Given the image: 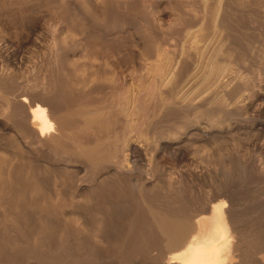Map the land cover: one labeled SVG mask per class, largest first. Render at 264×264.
<instances>
[{"label": "rangeland", "instance_id": "rangeland-1", "mask_svg": "<svg viewBox=\"0 0 264 264\" xmlns=\"http://www.w3.org/2000/svg\"><path fill=\"white\" fill-rule=\"evenodd\" d=\"M219 200L264 264V0H0V264H163Z\"/></svg>", "mask_w": 264, "mask_h": 264}, {"label": "bare ground", "instance_id": "bare-ground-1", "mask_svg": "<svg viewBox=\"0 0 264 264\" xmlns=\"http://www.w3.org/2000/svg\"><path fill=\"white\" fill-rule=\"evenodd\" d=\"M34 107V108H33ZM31 107V109H29L30 111V115H31V121H33L39 132L42 134L44 132H46L50 127L51 124L47 118L46 112L45 110L41 107H39L38 105ZM234 162V161H233ZM234 165V164H233ZM135 170V169H134ZM215 171V170H214ZM115 181V180H114ZM131 181V180H130ZM114 185V184H113ZM120 186V185H119ZM118 186V187H119ZM163 186V185H162ZM110 188V187H109ZM162 188V187H161ZM134 197V196H133ZM89 203V202H88ZM127 203V202H126ZM211 203V202H210ZM128 205V204H127ZM135 206V205H134ZM87 207V206H86ZM200 209V208H199ZM116 210V209H115ZM124 210V209H123ZM181 210V209H180ZM120 211V210H119ZM127 211V210H126ZM162 211V210H161ZM100 212V211H99ZM118 212V211H116ZM203 212H207L208 214L206 216H199L198 219H194L193 221L195 223H191L194 224V226H192V232L191 234L188 236L186 233H189L191 229L187 228L184 231H180V232H184L181 234L179 230L177 233V227L178 225H180L181 228V223H177V219L172 215L168 214V217H161L162 214H160L161 216L156 217V223L158 225V228L160 229L161 233L163 234V236H165L166 238V242L168 245V247H172V249L174 248V251L171 255L167 256V257H163L160 258L162 259L166 264H234V260H236L234 257H236L233 252L236 251L233 242H232V232L233 231V227L231 226V224H229V222L227 221L226 217L228 215H231V213L229 214L228 209H225L224 206V202H222V200H219L217 203H212L209 206H207L205 208V210ZM123 213V212H122ZM121 213V214H122ZM127 213V212H126ZM90 214V213H89ZM136 214V213H135ZM134 214V215H135ZM181 214V213H180ZM91 215V214H90ZM102 215V214H101ZM119 215V214H118ZM155 215V214H154ZM89 216V215H88ZM100 216V215H99ZM183 217V215H181ZM179 216V217H181ZM139 217V216H138ZM178 217V216H177ZM101 218V217H100ZM135 218V217H134ZM137 219V218H136ZM139 219V218H138ZM137 219V220H138ZM183 219V218H182ZM188 219V218H187ZM186 219V220H187ZM91 220V219H90ZM127 220V219H126ZM131 220V218H130ZM141 220V219H140ZM144 220V219H143ZM185 220V219H184ZM229 220V219H228ZM73 221V220H72ZM97 221V220H96ZM132 221V220H131ZM180 221V220H179ZM191 221V222H193ZM115 222V221H114ZM135 222V221H134ZM90 222H88L89 224ZM125 223V221H124ZM140 223V221H139ZM144 223V222H143ZM142 223V224H143ZM231 223V222H230ZM116 224V223H115ZM122 224V223H121ZM120 224V225H121ZM126 224V223H125ZM69 225V224H68ZM92 225V224H91ZM102 225V224H101ZM107 225V224H106ZM111 225V224H110ZM130 225V224H129ZM128 225V226H129ZM133 225V224H132ZM138 225V224H136ZM89 226V225H88ZM117 227V225H115ZM123 227V225H121ZM120 226V228H121ZM146 226V225H145ZM182 226L184 227V224H182ZM94 227V226H93ZM114 227V224H113ZM132 227V226H131ZM141 227V226H140ZM144 227V226H143ZM148 227V225L146 226ZM189 227V226H188ZM90 228V227H89ZM110 228V227H109ZM107 228V229H109ZM119 228V229H120ZM127 228V227H125ZM133 228V227H132ZM136 228V227H135ZM179 228V229H180ZM185 228V227H184ZM118 229V228H117ZM128 229V228H127ZM127 229L125 230V232L127 231ZM137 230H140L138 228H136ZM135 229V230H136ZM143 229V228H142ZM141 229V230H142ZM189 229V230H188ZM73 230V229H72ZM102 230V229H101ZM134 230V231H135ZM144 230V229H143ZM188 232H187V231ZM236 230V229H235ZM93 231V230H92ZM111 231V230H110ZM115 231V230H114ZM113 231V232H114ZM121 231V229L119 230ZM119 231H115L116 233H119ZM97 232V231H96ZM107 232V231H106ZM124 232V231H121ZM120 232V233H121ZM129 231H127L128 234ZM133 232V231H132ZM139 233L135 232L136 235L138 236L140 234V231H138ZM158 232V231H157ZM74 233V232H73ZM79 233V232H78ZM92 233V232H91ZM126 234V233H125ZM115 235V234H114ZM120 236V234H118ZM117 235V236H118ZM130 235V234H129ZM187 235V237H186ZM116 236V237H117ZM123 236V234H122ZM133 237L134 232H133ZM143 236V235H142ZM115 237V236H114ZM121 237V236H120ZM125 237V236H124ZM131 237V236H128ZM258 237V236H257ZM132 238V237H131ZM136 238V237H135ZM261 238V237H260ZM259 238V239H260ZM126 239H130V238H126ZM134 239V238H133ZM138 239V238H137ZM239 239V238H238ZM116 240V239H115ZM114 240V241H115ZM118 240L119 237H118ZM117 240V241H118ZM135 240V239H134ZM262 240L264 241V239L262 238ZM120 241H123L120 240ZM129 240H127L126 244L128 243ZM132 243V239L130 240ZM136 241V240H135ZM138 241V240H137ZM159 241V240H158ZM251 241H257V238H251ZM125 242V240L123 241ZM122 242V243H123ZM258 242V241H257ZM260 242V241H259ZM116 243V242H115ZM130 243V242H129ZM128 243V244H129ZM246 243V242H245ZM256 243V242H255ZM261 243V242H260ZM117 244V243H116ZM121 244V243H120ZM119 244V245H120ZM125 244V245H126ZM250 244V243H249ZM133 245V244H131ZM164 245V244H163ZM246 245V244H245ZM253 245V244H252ZM251 245V246H252ZM118 246V245H117ZM123 246V244H122ZM127 246V245H126ZM130 246V245H128ZM156 246V245H155ZM166 246V247H167ZM249 246V245H248ZM256 247V245H254ZM259 246V245H258ZM114 247V246H113ZM119 247V246H118ZM125 247V246H124ZM137 247V246H136ZM122 248V247H120ZM252 248V247H249ZM167 249V248H166ZM240 249V248H239ZM253 249V248H252ZM257 249V248H256ZM255 249V250H256ZM247 250V249H246ZM249 250V249H248ZM247 250V251H248ZM48 251V250H47ZM164 251V250H163ZM116 252V251H115ZM167 252V251H166ZM259 252V251H258ZM110 253V252H109ZM117 253V252H116ZM162 253V252H161ZM170 253V252H168ZM167 253V254H168ZM246 253H249L246 252ZM251 253V252H250ZM85 254V253H84ZM163 254V253H162ZM161 254V255H162ZM166 254V253H165ZM238 254V253H237ZM158 255V254H157ZM164 256V255H163ZM166 256V255H165ZM251 256V255H250ZM159 257V256H158ZM248 257V256H247ZM259 257V256H258ZM71 258V257H70ZM261 258V257H259ZM159 260L158 262L162 261ZM246 260V258H245ZM254 260V259H253ZM248 261V260H247ZM251 261V260H250ZM119 262V261H118ZM163 263V264H165ZM72 264V263H71ZM144 264V263H143ZM245 264V263H244Z\"/></svg>", "mask_w": 264, "mask_h": 264}]
</instances>
